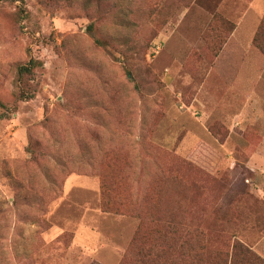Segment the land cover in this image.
Returning a JSON list of instances; mask_svg holds the SVG:
<instances>
[{"label":"rangeland","instance_id":"obj_1","mask_svg":"<svg viewBox=\"0 0 264 264\" xmlns=\"http://www.w3.org/2000/svg\"><path fill=\"white\" fill-rule=\"evenodd\" d=\"M256 37L264 0H0V264H264Z\"/></svg>","mask_w":264,"mask_h":264},{"label":"trees","instance_id":"obj_2","mask_svg":"<svg viewBox=\"0 0 264 264\" xmlns=\"http://www.w3.org/2000/svg\"><path fill=\"white\" fill-rule=\"evenodd\" d=\"M254 42L256 43L257 47H259L262 51H264V46L260 43V41L257 37L254 39ZM39 65H41L40 61H38L37 59L31 58L26 65H22L19 67V74L20 75L30 74L32 72V70ZM24 97H26V96L24 95ZM137 236H138V238H140L141 231H138ZM146 250L148 251V253L152 251V249H141L139 251V253H143Z\"/></svg>","mask_w":264,"mask_h":264},{"label":"crops","instance_id":"obj_3","mask_svg":"<svg viewBox=\"0 0 264 264\" xmlns=\"http://www.w3.org/2000/svg\"><path fill=\"white\" fill-rule=\"evenodd\" d=\"M257 250L260 254L264 255V237L262 240H259L257 244Z\"/></svg>","mask_w":264,"mask_h":264}]
</instances>
